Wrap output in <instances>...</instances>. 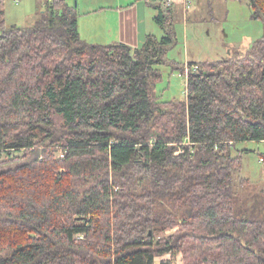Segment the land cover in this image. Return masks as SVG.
Listing matches in <instances>:
<instances>
[{"label": "trees", "instance_id": "trees-1", "mask_svg": "<svg viewBox=\"0 0 264 264\" xmlns=\"http://www.w3.org/2000/svg\"><path fill=\"white\" fill-rule=\"evenodd\" d=\"M7 1L0 167L28 162L0 171V264H264V208L238 211L233 154L264 142V34L237 57L189 62L185 100L164 101L158 67L185 69L169 58L170 9L156 16L165 34L133 48L84 41L65 0L10 26ZM247 1L264 23V0Z\"/></svg>", "mask_w": 264, "mask_h": 264}, {"label": "rangeland", "instance_id": "rangeland-1", "mask_svg": "<svg viewBox=\"0 0 264 264\" xmlns=\"http://www.w3.org/2000/svg\"><path fill=\"white\" fill-rule=\"evenodd\" d=\"M242 1L208 0L200 7H195L196 4H194L189 9L188 16L183 18L182 15L174 22L178 45L183 44V50L178 56L170 53L169 58L184 64L186 69L189 59L191 62L202 63L237 57L240 53L233 51L235 43L240 41L241 45L247 47L250 42L249 37L259 39L264 34V23L261 20L252 19L251 9L246 5L245 0ZM45 3L42 4L36 0H8L5 8L7 24L19 27L34 25L48 9ZM76 3L77 1L73 5ZM184 54L186 59H182ZM158 68L161 69L162 79L157 83L156 92L161 99L164 101L185 100L187 89L185 69L182 72L171 64ZM40 137L42 139L43 135ZM38 148L42 149L43 146ZM44 148L56 162H63L66 155L63 145H46ZM233 154L242 158V170L236 175L239 178L236 189L238 211L248 215L253 207L256 211L262 210L264 208V162L261 158L264 155V142L238 143L233 149ZM20 155H22L21 151H17V156ZM5 158L6 155L2 159ZM25 162H28V159L0 167V171L14 169ZM59 171L66 174L62 167ZM243 180L247 183L241 184ZM174 232V230L167 231L160 236H168ZM159 259L156 260L157 264L160 262Z\"/></svg>", "mask_w": 264, "mask_h": 264}, {"label": "crops", "instance_id": "crops-1", "mask_svg": "<svg viewBox=\"0 0 264 264\" xmlns=\"http://www.w3.org/2000/svg\"><path fill=\"white\" fill-rule=\"evenodd\" d=\"M47 5V0H36ZM74 4L78 10V28L81 38L90 44H116L123 43L133 48L144 44L148 35L163 36L162 27L156 22V16L162 9H170L169 17L173 22L183 15H187L189 9L205 5L208 0H65ZM241 2L242 0H233ZM246 5L251 6L247 0ZM243 2V1H242ZM242 7V4L240 5ZM47 8V7H46ZM251 12L253 13L252 9ZM185 13V14H184ZM195 13V12H193ZM252 18V16H251ZM253 19V18H252ZM263 22V21H262ZM248 46L241 45L240 41L233 46L234 52H245L257 41L248 38ZM183 45V44H182ZM179 45L170 53L178 56L183 50ZM243 47V49H242ZM182 59H186L183 55ZM188 62H191L189 59ZM187 62V63H188Z\"/></svg>", "mask_w": 264, "mask_h": 264}, {"label": "built area", "instance_id": "built-area-1", "mask_svg": "<svg viewBox=\"0 0 264 264\" xmlns=\"http://www.w3.org/2000/svg\"><path fill=\"white\" fill-rule=\"evenodd\" d=\"M193 68H194V70H196V69H197V66H193ZM189 73H190V69H189V66L187 65V67H186V69H185V74H186L187 77H188ZM186 85H187V84H186ZM62 157H63V155H62ZM261 160L263 161L262 158H261ZM171 258H172V255H171V254H168V255L162 257L161 260H162V259H168V260H170ZM182 258H183V255H182V254L178 255V257H177V261H176L175 264H182ZM157 259H159V258H157ZM159 260H160V259H159Z\"/></svg>", "mask_w": 264, "mask_h": 264}, {"label": "bare ground", "instance_id": "bare-ground-1", "mask_svg": "<svg viewBox=\"0 0 264 264\" xmlns=\"http://www.w3.org/2000/svg\"><path fill=\"white\" fill-rule=\"evenodd\" d=\"M185 259V258H184Z\"/></svg>", "mask_w": 264, "mask_h": 264}, {"label": "water", "instance_id": "water-1", "mask_svg": "<svg viewBox=\"0 0 264 264\" xmlns=\"http://www.w3.org/2000/svg\"><path fill=\"white\" fill-rule=\"evenodd\" d=\"M151 233V232H150Z\"/></svg>", "mask_w": 264, "mask_h": 264}]
</instances>
